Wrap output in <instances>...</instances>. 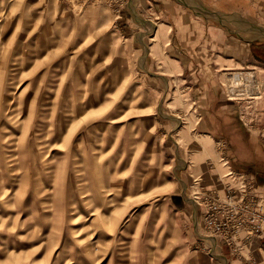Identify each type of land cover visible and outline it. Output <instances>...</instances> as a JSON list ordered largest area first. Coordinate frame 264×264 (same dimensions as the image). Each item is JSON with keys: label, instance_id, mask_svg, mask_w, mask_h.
Here are the masks:
<instances>
[{"label": "rangeland", "instance_id": "1", "mask_svg": "<svg viewBox=\"0 0 264 264\" xmlns=\"http://www.w3.org/2000/svg\"><path fill=\"white\" fill-rule=\"evenodd\" d=\"M181 1L264 44V0H243L254 18ZM148 7L0 0V264H264V240L235 250L205 229L197 192L255 180L264 196L229 168L227 141L195 129L171 62L170 79L148 73L161 27ZM248 64L223 86L264 145V65ZM234 73L260 97L231 100Z\"/></svg>", "mask_w": 264, "mask_h": 264}, {"label": "crops", "instance_id": "2", "mask_svg": "<svg viewBox=\"0 0 264 264\" xmlns=\"http://www.w3.org/2000/svg\"><path fill=\"white\" fill-rule=\"evenodd\" d=\"M160 20V39L149 43L147 62L150 75L160 79L178 74L190 86L195 129L205 141L222 139L229 143V168L239 169L259 180L264 196V145L251 135L226 98L223 72L226 69L264 65V44L254 43L229 30L228 26L181 0H146ZM243 0H210L211 11L241 12L254 18V6ZM249 7V8H248ZM154 20V19H153ZM154 42V43H152ZM171 62L175 73L165 65ZM169 67V66H168ZM158 79V77H155ZM165 76V78H164ZM227 175H229L227 173Z\"/></svg>", "mask_w": 264, "mask_h": 264}, {"label": "built area", "instance_id": "3", "mask_svg": "<svg viewBox=\"0 0 264 264\" xmlns=\"http://www.w3.org/2000/svg\"><path fill=\"white\" fill-rule=\"evenodd\" d=\"M249 81L247 79L245 87L236 86V92L240 95H234L229 90L232 95L230 99H243L250 88ZM253 94L249 95L254 97ZM255 188V180H243L236 186L227 183L223 195L217 189L196 194V199L204 203L205 229L215 238L224 239L235 250L242 249L254 238L264 240V198Z\"/></svg>", "mask_w": 264, "mask_h": 264}, {"label": "bare ground", "instance_id": "4", "mask_svg": "<svg viewBox=\"0 0 264 264\" xmlns=\"http://www.w3.org/2000/svg\"><path fill=\"white\" fill-rule=\"evenodd\" d=\"M242 75V73H234L233 75H231L229 78H230V80H231V83H232V86H230L231 88H230V91L234 94V95H240V94H237V88H236V86L237 85H240V83H247V79L246 78H244L243 79V77L241 76ZM244 75V74H243ZM248 86H249V84H248ZM253 86V84H250V88ZM248 89V93H246V94H253L252 92H251V89ZM254 97H260L259 96V94H256V95H254Z\"/></svg>", "mask_w": 264, "mask_h": 264}]
</instances>
